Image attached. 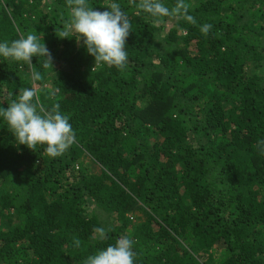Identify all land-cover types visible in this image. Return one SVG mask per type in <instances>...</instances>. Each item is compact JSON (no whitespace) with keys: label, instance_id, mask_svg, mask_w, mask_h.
Wrapping results in <instances>:
<instances>
[{"label":"trees","instance_id":"trees-1","mask_svg":"<svg viewBox=\"0 0 264 264\" xmlns=\"http://www.w3.org/2000/svg\"><path fill=\"white\" fill-rule=\"evenodd\" d=\"M117 2L132 21L123 69L58 37L68 0H0V41L36 33L51 55L0 58V109L32 88L76 133L52 158L0 117V264H85L121 236L135 264H264V0H186L195 25Z\"/></svg>","mask_w":264,"mask_h":264},{"label":"clouds","instance_id":"clouds-1","mask_svg":"<svg viewBox=\"0 0 264 264\" xmlns=\"http://www.w3.org/2000/svg\"><path fill=\"white\" fill-rule=\"evenodd\" d=\"M68 4L70 16L58 37L68 38L71 33L76 34L79 37L77 40L82 39L88 54L94 57V67H126V39L131 32L132 21L121 4L117 0H110L102 12L94 10L89 0H68ZM135 7L147 13L157 25L164 24L167 17H176L192 25L197 23L190 14V4L186 0H177L171 8L164 0H139ZM212 28V24L204 23L200 25V32L207 37ZM34 56L44 57L51 64L50 52L36 33H28L10 42L0 41V58L32 65ZM32 77L34 80L41 78L36 71H33ZM37 97V91L32 88H24L15 95L9 93L7 108L0 109V117L7 121L19 144L33 150L37 145H46L45 152L50 157L62 156L76 140L70 117L61 112L59 104L46 111L38 106ZM259 144L264 146V140ZM95 232L99 239H106L105 228L98 227ZM135 256L134 241L121 236L114 244L87 257L85 264H135Z\"/></svg>","mask_w":264,"mask_h":264}]
</instances>
